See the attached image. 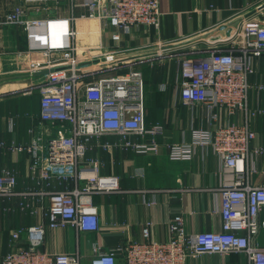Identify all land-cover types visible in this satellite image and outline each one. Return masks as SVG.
<instances>
[{
	"label": "built area",
	"instance_id": "obj_1",
	"mask_svg": "<svg viewBox=\"0 0 264 264\" xmlns=\"http://www.w3.org/2000/svg\"><path fill=\"white\" fill-rule=\"evenodd\" d=\"M22 2L4 15L2 23L21 25L29 34L32 29H43L45 44L39 48L30 45L20 53L18 66L21 81L26 83L20 90L36 92L39 107L37 114L29 113V139L0 141V149L27 154L37 187L17 190L15 173L3 167L0 199L19 197V209L31 213L46 207L48 222L12 230L10 248L0 264H82L78 248L50 253L39 251L38 246L46 227H73L78 237L99 230V211L91 197L118 191L119 182L116 175L101 173L100 160L89 154L93 145L108 151L120 147L156 154L157 137L164 128L146 120L141 69L119 58L117 48L105 46L101 51L79 43L75 23L78 19L99 21L110 29V39L118 47L133 28L158 25L159 0ZM64 5L67 15L62 13ZM76 8L80 11L74 13ZM28 10L37 15L25 17ZM227 38L225 48L177 57L180 98L205 111L208 127L193 128L189 142L167 146L173 160L191 159L197 147L210 149L218 157L221 229L188 232L182 215L175 214L168 222V238L159 241L151 236L152 222L146 221L139 240L108 249L92 242L89 264H186L188 258L204 254H239L247 264H264V246L257 242L264 225L259 220L264 209V181H253L260 172L256 161L264 147L251 146L256 137L251 121L264 115V109L248 103L253 61L264 58V20L244 19L240 31ZM257 88L264 89V85ZM55 180L63 187L53 189ZM23 235L26 244L20 245Z\"/></svg>",
	"mask_w": 264,
	"mask_h": 264
},
{
	"label": "crops",
	"instance_id": "obj_2",
	"mask_svg": "<svg viewBox=\"0 0 264 264\" xmlns=\"http://www.w3.org/2000/svg\"><path fill=\"white\" fill-rule=\"evenodd\" d=\"M22 3V0H0V141L6 143H21L29 139L27 128L32 124L29 115L37 114L39 107L36 92L23 93L20 90L26 83L21 81L18 66L20 53L30 45L39 48L45 44L43 29H32L29 34L21 25L2 23L4 15ZM159 8L156 27L140 25L133 28L130 34L123 35L118 47L110 39V29L103 28L99 21L78 19L75 23L79 43L100 47L101 51L105 46L117 48L119 58L141 69L146 120L151 124L160 123L164 133L157 137L160 146L156 154L137 153L120 147L108 151L93 145L89 154L100 160L102 174L118 177L119 190L92 195V203L99 211L98 231L84 232L78 237L73 227H46L42 243L38 246L41 252H72L78 248L83 257L82 264H89L92 242L98 241L104 249H108L139 240L146 221L152 222L151 236L154 239L166 240L168 222L175 214L182 215L188 232L221 229L220 199L216 189L220 166L218 157L210 149L200 147L196 148L191 159L173 160L169 157V144L189 142L193 128L208 127L205 111L190 107L180 98L177 57L227 47V37L240 31L244 19L257 17L264 20V0H159ZM77 11L80 10L76 8L74 13ZM68 12L64 5L63 15ZM36 15L28 10L25 17ZM231 22L234 25L226 28L225 25ZM215 29L220 31L208 34ZM159 47H163L162 56L151 59L152 53ZM33 56L39 57V53L34 52ZM253 67L254 72L248 79L252 85L248 103L264 109V89L257 88L264 85V58L256 57ZM251 127L256 132L251 146L264 147V115L255 117ZM256 163L260 172L253 176V181L261 183L264 181V174L261 173L264 170V154L257 158ZM3 167L15 173L17 190L37 187L29 172L27 154L0 149V169ZM51 187L60 189L63 185L55 180ZM20 201L19 197L0 199V262L10 248L12 230L48 222L46 207L31 213L19 209ZM259 220L264 223V209ZM80 236L84 239L82 243ZM257 242L264 246V225ZM19 244H26L24 235ZM118 260L121 261L120 255ZM186 264L247 262L239 254H204L188 258Z\"/></svg>",
	"mask_w": 264,
	"mask_h": 264
},
{
	"label": "rangeland",
	"instance_id": "obj_3",
	"mask_svg": "<svg viewBox=\"0 0 264 264\" xmlns=\"http://www.w3.org/2000/svg\"><path fill=\"white\" fill-rule=\"evenodd\" d=\"M178 51H180V50H178ZM162 53H163V47H159V48H157V49H155L154 50V52L152 53V56L153 55H159L160 57L162 56ZM160 57H157V58H160ZM157 58H154V59H157ZM80 241H81V243L84 241V239L82 238V236H80Z\"/></svg>",
	"mask_w": 264,
	"mask_h": 264
},
{
	"label": "water",
	"instance_id": "obj_4",
	"mask_svg": "<svg viewBox=\"0 0 264 264\" xmlns=\"http://www.w3.org/2000/svg\"><path fill=\"white\" fill-rule=\"evenodd\" d=\"M231 25H234V22L228 23V24H226L225 26H226V28H229ZM219 31H220L219 29H215V30L211 31V32L208 33V34H213V33H215V32H219ZM43 72H44V71H43Z\"/></svg>",
	"mask_w": 264,
	"mask_h": 264
}]
</instances>
